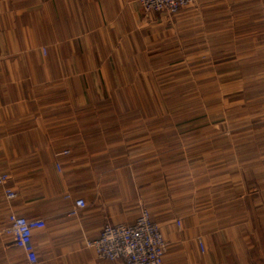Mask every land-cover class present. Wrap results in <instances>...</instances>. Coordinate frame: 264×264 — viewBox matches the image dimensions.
<instances>
[{
    "label": "crops",
    "instance_id": "0c3cea01",
    "mask_svg": "<svg viewBox=\"0 0 264 264\" xmlns=\"http://www.w3.org/2000/svg\"><path fill=\"white\" fill-rule=\"evenodd\" d=\"M262 4L194 0L170 16L142 15L134 0H0V171L8 176L4 187L16 194L0 201V231L7 211L41 218L45 228L32 238L37 264H120L99 260L84 247L104 222L130 223L138 211L133 174L116 165L122 140L107 145L113 149H96L102 140L90 134L99 123L90 116L107 106L113 120L152 116L147 101L153 99L157 54L163 68L171 60L178 71L208 66L253 88L228 97L226 107L228 115L241 114L244 130L228 144L229 166L220 182L232 197L177 209L162 223L151 218L166 242L162 264H264V194L244 199L264 188ZM204 53L207 61L200 60ZM151 140L133 142L152 149ZM64 194L83 199L86 207L68 216ZM174 220H180L178 229Z\"/></svg>",
    "mask_w": 264,
    "mask_h": 264
},
{
    "label": "rangeland",
    "instance_id": "374dc122",
    "mask_svg": "<svg viewBox=\"0 0 264 264\" xmlns=\"http://www.w3.org/2000/svg\"><path fill=\"white\" fill-rule=\"evenodd\" d=\"M158 56L155 54L151 62L154 67V73H150L153 99L147 101L154 114L123 115L119 121L113 120L108 106L101 107L102 113L90 116L99 123L90 135L102 140L96 149H113L107 145H113L115 139L122 140L120 148L116 143L115 150L121 155L116 165L133 174L131 183L132 188L135 187L137 208H145L153 220L162 223L177 209L189 211L208 207L232 197L222 192L220 182L229 166L228 144L235 138L238 142L244 130L241 114L233 110V115H228L226 107L232 102L228 97H236L252 86L229 82L222 78L221 72L210 71L208 66L194 73L178 71L171 60L170 68H163L161 65L166 63ZM204 56L207 58L208 53L200 60L207 61ZM178 109L184 111L178 113ZM146 138L154 142L152 149L145 143L136 145L133 142ZM175 164L181 169L169 168ZM0 239V264H22L9 239L1 233Z\"/></svg>",
    "mask_w": 264,
    "mask_h": 264
},
{
    "label": "built area",
    "instance_id": "2783aa9c",
    "mask_svg": "<svg viewBox=\"0 0 264 264\" xmlns=\"http://www.w3.org/2000/svg\"><path fill=\"white\" fill-rule=\"evenodd\" d=\"M140 7L142 15L149 13H165L173 16L180 10L190 6L194 0H134ZM259 19L264 31V5L259 11ZM41 54L44 53L40 49ZM36 115L35 118H38ZM61 156L68 154L67 149L60 151ZM56 173H61L58 163L54 164ZM8 179L6 173L0 171V201H11L16 194L6 189ZM103 184L102 186H104ZM264 194L263 189L253 190L245 196V201L260 200ZM252 198H250V196ZM64 199L70 201L71 207L67 211L68 216H75L79 210L86 207V203L79 197L64 194ZM5 225L0 233L9 239L10 246L18 251V257L22 264H37V256L34 250L32 238L45 228V222L41 218L26 219L15 215L12 211L4 213ZM178 229L180 220H174ZM200 252L202 246L197 242ZM84 247L91 251L99 260L119 262L120 264H162V258L166 249L159 225L153 221L149 211L138 208L137 214L130 223L112 225L104 222L95 238L86 240ZM203 264H208L203 260Z\"/></svg>",
    "mask_w": 264,
    "mask_h": 264
}]
</instances>
